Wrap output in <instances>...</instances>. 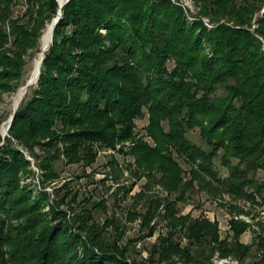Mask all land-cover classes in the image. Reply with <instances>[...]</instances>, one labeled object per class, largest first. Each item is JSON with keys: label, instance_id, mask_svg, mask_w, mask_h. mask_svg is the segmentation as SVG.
Masks as SVG:
<instances>
[{"label": "trees", "instance_id": "trees-1", "mask_svg": "<svg viewBox=\"0 0 264 264\" xmlns=\"http://www.w3.org/2000/svg\"><path fill=\"white\" fill-rule=\"evenodd\" d=\"M192 1L199 12L189 24L170 0H68L37 84L8 131L28 147L47 138L50 163L44 170L52 174L54 162L61 161L59 143L69 164L90 165L93 144L114 147L133 139L135 120L145 109L154 146L139 139L131 150L129 173L144 182L129 196L130 205L141 201L144 211L130 208L129 221L139 220L138 239L155 235L157 218L164 229L141 263L213 264L218 251L244 264L251 251L238 240L245 222L230 221L227 243L219 239L217 221L182 214L178 204L197 187L264 206V179L257 176L264 174V55L245 28L264 0ZM57 12L56 0H0V93L21 85L23 56L37 48L41 29ZM202 16L215 26L208 29ZM258 21L264 38V17ZM195 128L206 148L188 138ZM216 158L225 177L214 167ZM27 165L8 139L0 145V264H131L116 236L109 242L93 216L80 218L84 236L70 231L58 204L50 206L49 223L42 210L49 195L32 198L19 187ZM95 208L107 211L101 202ZM114 218L112 212L104 221L118 237ZM258 236L263 248L264 229Z\"/></svg>", "mask_w": 264, "mask_h": 264}, {"label": "rangeland", "instance_id": "rangeland-1", "mask_svg": "<svg viewBox=\"0 0 264 264\" xmlns=\"http://www.w3.org/2000/svg\"><path fill=\"white\" fill-rule=\"evenodd\" d=\"M170 1L183 10L189 24L194 22L198 15L199 7L192 0ZM263 17L264 2L259 11L252 16L249 25L245 26V28L259 40L261 52L264 55V38L258 33V20ZM201 20L208 29H212L215 26L207 17L202 16ZM48 22L50 21L45 22L44 27L41 29L40 37ZM222 22L224 20H221L219 23ZM228 24L230 25L231 23ZM100 32L105 34L104 29H101ZM40 37L37 48L33 51L29 49L23 56L24 65L19 80V84L21 85H18L17 88L15 87L10 91L0 93V145L5 144L6 139H8L10 147L17 149L28 162L26 171L19 173V187L29 191L32 198L38 197L42 192H46L49 195L48 202L42 205V210L49 223L54 224L50 206L52 204H58L59 210H62L66 214L70 231L84 236L85 232L80 229V218L89 214L94 217V221L98 222L103 230H106L105 236L109 242H112L114 236H116L118 246L125 250L123 257L126 262L142 264L141 260H146L149 256L148 250L156 242L158 232L164 229L163 221L157 218L158 223L156 225L157 231L155 235L149 238L138 239L139 220L129 221L130 208L131 210L144 211L141 201L136 204L134 203V208L130 205L131 199L129 196L137 192L139 190L138 186L144 182V179L135 181L129 173V164L131 169L134 168L133 164H131L134 161L131 150L139 139L154 146L153 140L147 134L148 116L145 109L144 116L135 120L133 139L116 142L114 147H108L101 143L93 144L95 160L90 165H84L82 163L69 164L67 159L62 155L63 144L59 143L58 147L61 152V161L54 162V171L52 174L49 172L45 173L44 170L45 164L50 163V160L47 159V150L49 148L51 149V147L46 146L48 142L47 138L34 144L32 147H28L13 138L8 131L9 129L6 130L13 110L15 113L21 101L30 97L33 86L37 84L33 83L27 87L26 93L18 101L17 96L19 91L29 79L34 60L39 52ZM168 66L171 67L172 64L168 63ZM162 124L166 127L165 123ZM187 136L197 145L206 148L197 128L190 130ZM177 160L182 169L187 171L188 166L180 158H177ZM232 162L236 163L237 160L232 159ZM213 163L218 175L225 177L227 170L220 164L219 159L216 158ZM257 176L258 178L264 179L262 172H258ZM187 179L188 175H185L184 180ZM134 181L137 183L129 193V186ZM158 188L157 186L155 190H158ZM126 190H128L127 193ZM159 194L161 196L164 195L162 192ZM100 202L107 208L106 213L102 212L100 208H95V204ZM178 206L181 207L182 214L190 212L193 217L203 215L211 221H217L219 239H226L227 243L231 241L229 231L232 228L230 221L237 220L245 222L247 228L239 236L238 240L243 245L251 246V251L250 255L244 258V264H264V259L262 260L264 258V247H260V238L258 236L262 234L264 229V206L235 199L226 194L213 195L212 193H207L203 188L198 189L197 187L193 192L189 193L187 202L184 205L178 204ZM159 211L161 214L164 212L162 208ZM112 212L121 230L118 237L115 234L114 228L110 225H105L106 222L104 221L105 217L112 214ZM13 222L15 223V221ZM129 240H133L135 249L129 246ZM185 243L186 239H183L181 246H184ZM212 261L213 264H239L237 260L230 256L219 257L218 251L214 253Z\"/></svg>", "mask_w": 264, "mask_h": 264}, {"label": "bare ground", "instance_id": "bare-ground-1", "mask_svg": "<svg viewBox=\"0 0 264 264\" xmlns=\"http://www.w3.org/2000/svg\"><path fill=\"white\" fill-rule=\"evenodd\" d=\"M58 3V7H59V11L61 10V7L65 4L66 0H56ZM54 20L52 19L50 22H48V24L46 25L42 36L40 37V43H39V52L37 54V57L34 60L33 63V69L32 72L30 74V77L28 80L31 81V85L33 83H35V81L37 80V76H38V72L40 70L41 67V59L44 56V53L47 51L50 43H51V39H52V32L54 29ZM26 89L25 87L21 88L19 91V94L17 96L18 101L23 97V95L26 93Z\"/></svg>", "mask_w": 264, "mask_h": 264}, {"label": "water", "instance_id": "water-1", "mask_svg": "<svg viewBox=\"0 0 264 264\" xmlns=\"http://www.w3.org/2000/svg\"><path fill=\"white\" fill-rule=\"evenodd\" d=\"M68 0H66V2H67ZM65 2V3H66ZM62 8V7H61ZM61 15H62V12H61V10L59 11V7H58V12H57V15H56V17L55 18H53V20H54V25L57 23V21L59 20V18L61 17ZM51 42H52V39H51ZM42 60H43V57H42V59H41V64H42ZM39 73H40V70H39V72H38V76H39ZM38 76H37V80H38ZM37 80L35 81V83H37ZM31 85V81L30 80H27V82L25 83V85L23 86V87H25V88H27V87H29ZM13 115H14V110H13V113H12V115L10 116V118H9V120H8V125H7V127H6V130H8L9 129V127H10V123H11V120H12V118H13Z\"/></svg>", "mask_w": 264, "mask_h": 264}]
</instances>
